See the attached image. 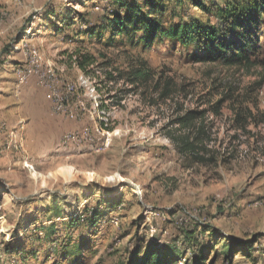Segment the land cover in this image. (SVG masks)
Here are the masks:
<instances>
[{
  "label": "rangeland",
  "instance_id": "1",
  "mask_svg": "<svg viewBox=\"0 0 264 264\" xmlns=\"http://www.w3.org/2000/svg\"><path fill=\"white\" fill-rule=\"evenodd\" d=\"M108 1L0 0V264H64L71 251L69 264H130L174 248L171 264H193L200 251L206 264H264V21L252 66L196 63L204 48L123 45L106 23ZM234 1L247 0H205L204 11L168 0L165 23L173 13L217 27L218 8ZM53 11L81 27L65 31ZM84 21L100 35L82 34ZM76 58L94 65L81 70ZM30 60L77 92L69 106H81L80 119L53 113L36 77L26 82ZM137 72L147 82L132 84ZM188 112L201 115L194 129L178 125ZM44 118L61 132L36 127ZM83 130L91 142L64 144ZM198 133L195 158L176 140ZM99 207L97 227L69 228ZM227 244L244 249L230 263ZM7 245L34 256L5 257Z\"/></svg>",
  "mask_w": 264,
  "mask_h": 264
},
{
  "label": "trees",
  "instance_id": "2",
  "mask_svg": "<svg viewBox=\"0 0 264 264\" xmlns=\"http://www.w3.org/2000/svg\"><path fill=\"white\" fill-rule=\"evenodd\" d=\"M105 1V0H104ZM168 0H140V3L136 1L129 3L128 0H109L108 4L103 8L107 19V24H112L113 35L118 39L127 41L130 46L136 47L143 45L145 48L151 47L154 43H162L163 40L177 42L183 48H197L206 50L205 57H193L196 63H217L222 61L226 66H252L250 62V56H258L259 46L257 44V35L262 31V23L264 19V0H247L243 2L234 1L226 6L218 8L216 16L219 18V26L210 27L204 26L197 20H183L180 16L174 17L176 14H171L169 18V24L165 23L164 15L170 10L167 9ZM181 3V0H178ZM190 5L199 8L204 11L205 0H188ZM52 17L59 18L62 14L55 13L54 11L50 14ZM65 15V14H64ZM110 15V16H109ZM109 16V17H108ZM63 22L68 20L65 31H69L73 26H80V19L72 18L68 19L67 16H61ZM174 19L177 21L174 22ZM73 20V21H72ZM77 23V24H75ZM90 21H84L82 34L89 36H99L98 27L94 28L91 26ZM115 42V38L105 42L106 47H111ZM123 45L124 42H122ZM76 63L79 69L87 70V68L94 65V62L86 58L85 61H80L76 58ZM262 68L264 69V60L262 61ZM148 73L137 72L132 80V84L138 82H147ZM160 84H157L158 87ZM172 84L167 82L164 86L162 96L171 95ZM201 119L200 113L188 112L184 117L178 120V125L184 129H194L196 122ZM202 120V119H201ZM200 134L204 132L199 130ZM187 137L185 139L178 138L180 147L192 157H199L197 153L198 146V135ZM182 145V146H181ZM201 159V158H198ZM120 206V205H119ZM101 207L96 211L91 212L87 217L76 219V224H72L69 228L72 229L74 226H78L80 222L88 224V227H97L99 221L102 220L104 214H100ZM101 222V221H100ZM80 225H83V224ZM183 239L198 245L199 242L194 236V232H186L183 234ZM80 248V247H79ZM226 248V250H225ZM225 254L224 257L229 263L234 253L241 254L244 249L229 247V244L224 246ZM233 254H228L232 252ZM63 251V250H62ZM77 251L79 249L77 248ZM64 252V251H63ZM258 252V251H257ZM73 253V254H72ZM75 251L62 253L63 257L68 261L69 256L76 255ZM4 256L19 257L21 261L26 259L28 255L34 253L26 252L25 248L14 245H7L3 249ZM181 255L177 249H168L165 254L157 250L147 251L142 254V258L139 260L138 257H134L130 264H171V262L178 259ZM229 255V256H228ZM26 257V258H25ZM65 261L64 264L73 263ZM77 261V260H75ZM204 252L200 251L195 255L193 264H206ZM48 262V261H47ZM55 264V263H54Z\"/></svg>",
  "mask_w": 264,
  "mask_h": 264
},
{
  "label": "built area",
  "instance_id": "3",
  "mask_svg": "<svg viewBox=\"0 0 264 264\" xmlns=\"http://www.w3.org/2000/svg\"><path fill=\"white\" fill-rule=\"evenodd\" d=\"M21 71H26V82L29 78L36 77L38 87L47 92L46 97L53 105V113L66 115L70 119H80L82 117L80 114V112L82 113L81 106L78 103H76V109L69 106L70 100L74 97V94H77L72 87H63L60 80H54L46 69H38V66L31 60L27 66L21 68ZM26 82H18V86ZM83 132L84 134H81V136L75 133L63 136L64 144H80L81 141L91 142L92 139H88L85 130Z\"/></svg>",
  "mask_w": 264,
  "mask_h": 264
},
{
  "label": "crops",
  "instance_id": "4",
  "mask_svg": "<svg viewBox=\"0 0 264 264\" xmlns=\"http://www.w3.org/2000/svg\"><path fill=\"white\" fill-rule=\"evenodd\" d=\"M41 120V119H40ZM47 120H49L48 118H44V121L42 122H37L36 124H37V126L36 127H43V125L42 124H44V127L45 128H47L46 126L48 125V122L49 121H47ZM56 122V121H55ZM49 123H51V125L49 126V128L51 129V130H53V131H55V132H58V134L61 132V129H60V127H59V125L57 124V123H53V122H49ZM28 126V125H27ZM33 127L31 126V125H29L28 126V128H27V130H28V136H30V132L31 131H33ZM33 138V137H32ZM34 139V138H33ZM5 257H9V256H5Z\"/></svg>",
  "mask_w": 264,
  "mask_h": 264
}]
</instances>
